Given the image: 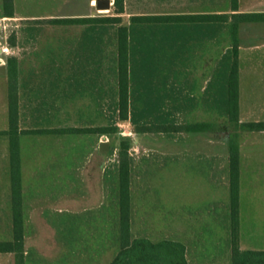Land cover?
<instances>
[{
    "label": "rangeland",
    "instance_id": "374dc122",
    "mask_svg": "<svg viewBox=\"0 0 264 264\" xmlns=\"http://www.w3.org/2000/svg\"><path fill=\"white\" fill-rule=\"evenodd\" d=\"M111 1L110 8L99 10L98 16H120V19L114 23H99L106 25L108 29L100 34L103 35V40L100 42L102 82H100L99 111L96 115L94 113L92 115L93 118L97 117L98 128L115 126V129L112 132L98 131L99 143L106 142L107 150L99 149L98 158L87 166L89 170L100 173L97 178L100 183L97 184L102 188L98 199L99 210H92L100 214L105 212L104 215L107 211L109 223L106 227V224L101 222L102 218L99 220L94 218L90 223L83 224L78 236H71V248L58 251L54 249L52 237L56 241L61 238L58 228L59 217L51 213L48 218L56 226V236H30V247H37L38 250L30 254L28 264H108L112 260L119 246L116 162L122 141L127 142V150L131 156L129 187L132 238H145L152 242L164 239L180 242L184 246L187 264H232L228 140L235 133L239 156L242 159L240 169L244 173L238 175V202L242 209L241 211L239 209L237 245L240 250H264V131L247 130L238 124H231L227 116L220 113V107L214 102L211 103L210 113L197 110L174 115L177 123L198 120L210 122L209 130L198 133L183 129L171 135L158 131H138L129 120H118L117 115L112 113L109 107L117 78L115 71L117 26L128 25L131 16L138 14H164L177 10L197 11L203 8L229 13L230 1L123 0V12L119 14L115 13L114 0ZM42 2L46 5L48 0H35L36 8L40 6L42 8ZM61 4L63 2L59 0H52L49 7L51 6L53 10L62 7ZM239 7L245 12L264 11V1H241ZM16 24L51 23L44 19L16 21L12 18L0 17V49H4L5 45L9 46L10 40L14 41ZM237 35L239 46L244 47L239 59L242 75L246 77L264 72V55H262L264 47L251 48L253 44L264 41V21L240 23ZM194 49L191 50L189 66L183 69L180 76L189 75L188 80L195 78L199 85L203 77L209 73L213 76L217 75L222 66L230 61L228 24H220L211 32L210 44L205 45L204 49L196 44ZM3 52L0 56L4 64H7L6 58L12 53L6 50ZM160 67L162 71L158 78L169 73L166 64ZM157 84L159 91L166 89L165 86L162 88L161 81ZM250 84L256 85L247 81V87L241 94L238 118L242 121L264 120V89L251 88ZM186 87H189V83ZM213 90L215 91V87L212 85ZM164 106V109L171 108L170 98ZM172 135L179 140L178 144L177 141L171 140ZM7 138V135L0 133V240L11 238L9 146L5 143ZM71 138L73 137L69 139ZM76 138L74 142L67 140L68 144L70 143L71 146L78 144L80 140L78 136ZM80 138L86 139L84 135ZM51 144L54 147L55 141L53 140ZM67 163L79 168L85 162L78 160ZM49 179L51 180L49 183L58 181L57 178ZM94 179L96 181L95 177H92L91 181ZM88 185L94 187L95 183ZM71 186L81 192L79 195L86 193L83 183ZM101 205L103 208L100 207ZM21 211L22 219L28 220L30 212L44 217L49 210L21 209ZM111 214L115 218L114 228L110 221ZM24 227L28 230L34 229V225L30 223H25ZM106 232L109 235L108 239L105 236ZM24 244H26L25 239L23 246ZM0 264H14L13 253L0 252Z\"/></svg>",
    "mask_w": 264,
    "mask_h": 264
},
{
    "label": "crops",
    "instance_id": "0c3cea01",
    "mask_svg": "<svg viewBox=\"0 0 264 264\" xmlns=\"http://www.w3.org/2000/svg\"><path fill=\"white\" fill-rule=\"evenodd\" d=\"M34 1L12 0V15L6 16L3 13L2 0H0L1 18H12L16 21L44 19L51 23L46 25L16 24L14 42L9 46L5 45L6 51H10L12 53L10 56L16 60L14 82L17 100L20 208L49 210L47 216L41 217L30 212V219H22L23 239L26 241L23 246V253L27 264L30 263V254L36 249L38 250L37 247H30V236H56V226L48 218L51 213L59 217L58 228L61 238L58 242L52 237L54 249H58V251L71 248V236H78L83 224L90 223L94 218L97 220L102 218L103 221L101 222L106 224V227L109 223L107 211L104 215L105 212L100 214V212L95 211L94 213L92 210H99L98 199L102 193V188L101 185L97 184L100 183V180H97L100 173L98 174L97 171L87 168L89 163L98 158V121L97 117L93 118L92 114L96 115L99 111L100 82H102L100 76V42L103 40V35L100 34L107 31L108 28L106 25H100L96 20L99 9L95 7V0H59V2H63L62 7L59 6L53 10L51 6L49 7L52 0H48L46 5L42 2V8L41 6L36 8ZM241 1L264 0H237L239 12H245L239 7ZM210 12V8H203L197 11L177 10L170 14H209ZM74 18L87 20L75 23H53L50 21L51 19ZM94 18L95 20H93ZM243 22L245 21L239 22V24ZM126 26L129 30V50L132 48L140 49L141 43L146 44L147 42L161 49L151 61L152 64L158 65V71L153 75L152 96L161 99L159 101L160 109H164L165 103L170 98L171 108L164 110H170L175 114L197 110L210 113L212 111V97L218 96L221 88H223L221 85L223 83L222 68L217 75L207 74L206 77L202 78V83L199 85L195 78L188 80L189 75L186 77L185 75L180 76L183 69L189 66L191 50H195L194 45H200L204 49L205 45L210 44L209 22L207 24L202 22L198 25L192 22H172L169 24V41L158 37L148 40L141 35L143 31H148L149 27L157 28L161 24L129 22ZM163 45H166V47H162ZM260 47H264V41L251 46L253 49H259ZM243 50L244 47L239 46L238 42V114L239 106L241 108V94L247 87V81L256 84L255 86L250 84L251 88L264 89V72L246 77L242 75L239 59H241ZM2 53H4L3 48L0 49V54L2 55ZM0 58L2 60L1 56ZM142 58L139 54L133 57L129 55L130 88L135 87L132 66L140 65ZM1 63L4 64V61L2 60ZM163 64L167 65L169 73L160 75L158 78L157 76L162 71L160 65ZM167 74L170 78L168 79L170 84L167 81V84L162 87L165 86L166 89L159 91L160 88H158L157 82H163L164 75ZM188 83L189 87H186ZM212 85L215 87V91H212ZM140 90H142V87H140ZM140 96L145 95L141 94ZM0 97V130L4 131L8 129V74L6 63L5 73L0 74ZM141 98L139 97L136 103L139 107L143 105ZM115 99L116 88L115 92H112L109 103L112 113L115 108ZM239 121L247 122L240 119ZM203 122L206 121L203 120ZM85 128H90V130H83ZM83 135L86 141L80 138ZM76 136L79 137V143H75L76 145L73 146L70 143L68 144L67 140L74 142ZM70 137H73L72 140L69 139ZM53 140L55 141L54 147L51 144ZM171 140L177 141V144L179 143V140L173 135ZM5 143L6 146H9L8 138L5 139ZM76 146H79L80 150ZM207 157H209V154ZM240 157L239 175L241 176L244 173L240 169V161L242 160ZM78 160H84L85 163L82 167H73V165L67 163L68 161ZM92 177H95L96 181L95 179L91 181ZM49 178H57L58 181L57 183H49L51 181ZM93 182L95 183L94 187L88 185ZM79 183L84 184L86 191L84 195H79L81 192L71 186ZM9 191L11 193V188ZM129 202L131 223L130 199ZM102 205L101 208H103ZM239 209L241 211L242 206L238 202V219ZM114 220L115 218L111 214L112 228H114ZM25 223L34 225V229L23 228ZM105 236L108 239L107 232Z\"/></svg>",
    "mask_w": 264,
    "mask_h": 264
},
{
    "label": "trees",
    "instance_id": "16d2710c",
    "mask_svg": "<svg viewBox=\"0 0 264 264\" xmlns=\"http://www.w3.org/2000/svg\"><path fill=\"white\" fill-rule=\"evenodd\" d=\"M230 1V12L211 11L209 14H145L133 15L130 22L161 24L157 28L149 27L142 32L145 39L156 37L169 41L172 22H192L201 24L209 22L210 34L220 24H228L230 37V61L222 66L223 83L218 96L212 97V102L220 107L221 114L227 116L231 124H238L247 130L264 131V120L239 122L238 118V24L242 21H264V12H239L237 0ZM3 13L12 15V0H2ZM115 13L123 12V0H114ZM120 16H98L99 23L117 22ZM84 18L51 19L53 23L80 22ZM95 20V18L93 19ZM213 29V30H212ZM129 30L126 25H119L116 29V99L114 112L120 121L129 120L138 131H158L173 134L180 130L202 131L211 128L210 122L196 121L177 123L170 110L160 109V98L153 97V75L158 71V65L151 63L152 58L160 52V48L152 43H141L140 49L128 48ZM14 41L10 40V44ZM166 53V52H164ZM141 55L142 63L132 66L134 88H130L129 81V55ZM16 73V60L7 58L8 74V129L0 131L8 136L9 141V178L11 198V238L0 240V252H12L14 264H25L23 253L22 211L20 208V171L17 143V100L14 76ZM168 74L164 75L163 85L167 84ZM142 87V90H140ZM144 94L145 96H140ZM132 97V98H131ZM139 97L143 105H136ZM163 101V98H162ZM163 103V102H162ZM112 128L99 127V132H112ZM77 130V128H76ZM89 131L90 128L83 129ZM127 142L122 141L116 162L118 176V250L108 264H187L184 255V246L180 242L168 239L152 242L145 238H132L130 236V202L129 177L131 169V156L127 150ZM228 174H229V213H230V244L232 264H264V250H240L238 240V175H239V149L237 134L228 140Z\"/></svg>",
    "mask_w": 264,
    "mask_h": 264
},
{
    "label": "water",
    "instance_id": "95a60500",
    "mask_svg": "<svg viewBox=\"0 0 264 264\" xmlns=\"http://www.w3.org/2000/svg\"><path fill=\"white\" fill-rule=\"evenodd\" d=\"M111 4H112L111 0H95V7L99 10L109 9ZM4 73H5V64L0 63V74H4ZM99 149L107 150L106 142H100Z\"/></svg>",
    "mask_w": 264,
    "mask_h": 264
},
{
    "label": "built area",
    "instance_id": "2783aa9c",
    "mask_svg": "<svg viewBox=\"0 0 264 264\" xmlns=\"http://www.w3.org/2000/svg\"><path fill=\"white\" fill-rule=\"evenodd\" d=\"M3 50H6V48H4ZM2 62L1 58H0V63Z\"/></svg>",
    "mask_w": 264,
    "mask_h": 264
}]
</instances>
